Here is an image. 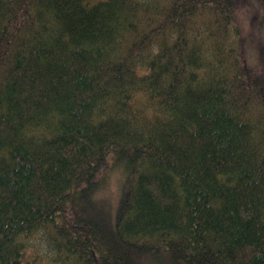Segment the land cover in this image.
<instances>
[{
	"label": "trees",
	"instance_id": "1",
	"mask_svg": "<svg viewBox=\"0 0 264 264\" xmlns=\"http://www.w3.org/2000/svg\"><path fill=\"white\" fill-rule=\"evenodd\" d=\"M38 232L47 264H264V0H0V264Z\"/></svg>",
	"mask_w": 264,
	"mask_h": 264
},
{
	"label": "rangeland",
	"instance_id": "2",
	"mask_svg": "<svg viewBox=\"0 0 264 264\" xmlns=\"http://www.w3.org/2000/svg\"><path fill=\"white\" fill-rule=\"evenodd\" d=\"M253 51V47L250 48L249 53ZM252 60V59H251ZM109 181L99 191V195L104 197L107 202L113 207L116 203L117 194L119 191V184L121 181V170L120 168H114L109 173ZM31 249H34L37 253V257L40 258L41 264H47L48 260L52 258L53 253L48 251L47 245L45 244V238L41 232H38L33 238L28 240Z\"/></svg>",
	"mask_w": 264,
	"mask_h": 264
}]
</instances>
